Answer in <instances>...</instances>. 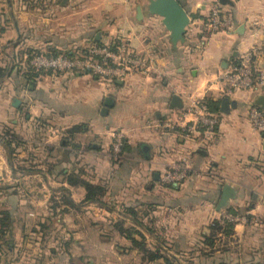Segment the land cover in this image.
<instances>
[{
    "label": "crops",
    "instance_id": "1",
    "mask_svg": "<svg viewBox=\"0 0 264 264\" xmlns=\"http://www.w3.org/2000/svg\"><path fill=\"white\" fill-rule=\"evenodd\" d=\"M179 1L189 22L173 44L148 0H0V186L29 199L1 195L11 225L0 264H264L263 138L247 119L264 89L227 94L216 81L251 46L264 70V0ZM213 8L230 17L229 29L202 27ZM119 42L150 54V65L103 79L34 71L25 57ZM174 94L183 105L208 101L219 119L210 139L160 126L181 110L170 108ZM118 131L125 142L115 160ZM184 156L188 176L163 183ZM225 184L232 195L217 209ZM21 209L31 217L16 219ZM222 211L245 220L226 231Z\"/></svg>",
    "mask_w": 264,
    "mask_h": 264
},
{
    "label": "built area",
    "instance_id": "2",
    "mask_svg": "<svg viewBox=\"0 0 264 264\" xmlns=\"http://www.w3.org/2000/svg\"><path fill=\"white\" fill-rule=\"evenodd\" d=\"M256 22H254L255 24ZM202 27L211 32L227 30L231 19L218 8H213L201 22ZM257 46H251L243 51L239 59L225 69L217 72L216 81L222 89L231 94L236 90H263L264 70L256 65ZM78 54H47L33 52L26 54L30 69L34 71L71 72L76 69L87 70L103 79L123 78L137 70H144L150 65V54L136 52L124 43L114 45L91 44L84 49H78ZM247 119L251 126L264 132V109L250 104ZM219 119L212 112L204 99H193L181 107L180 112L165 118L160 124L168 130H180L186 135L201 136L210 139L216 132ZM124 134L118 131L113 134L111 155L115 160L123 156ZM190 159L184 156L171 162L163 171L161 181L168 184H179L189 174ZM1 179V176H0ZM221 217L228 223L244 221L245 217L227 211H222Z\"/></svg>",
    "mask_w": 264,
    "mask_h": 264
},
{
    "label": "water",
    "instance_id": "3",
    "mask_svg": "<svg viewBox=\"0 0 264 264\" xmlns=\"http://www.w3.org/2000/svg\"><path fill=\"white\" fill-rule=\"evenodd\" d=\"M225 1V0H221ZM147 9L150 13L156 14L161 17V21L169 32V38L173 44L184 41V34L186 26L189 22V15L186 8L182 5L179 0H148ZM140 15L141 10L138 8ZM255 105L264 109V93L258 94L253 102ZM112 104L111 98H106L101 108V113L105 114L108 107ZM227 102L224 107L226 109ZM183 106L182 99L179 95L174 94L170 101V108H181ZM263 138V149H264V132L261 134ZM232 188L225 184L222 187L220 199L217 204V209L226 205L227 200L232 195Z\"/></svg>",
    "mask_w": 264,
    "mask_h": 264
},
{
    "label": "trees",
    "instance_id": "4",
    "mask_svg": "<svg viewBox=\"0 0 264 264\" xmlns=\"http://www.w3.org/2000/svg\"><path fill=\"white\" fill-rule=\"evenodd\" d=\"M99 44V43H97ZM206 104L208 105V101H206ZM11 140L10 138H7V144L11 145ZM123 142H125V139H123ZM13 148V146H11ZM123 147H124V143H123ZM168 184V183H167ZM169 185H172V184H169ZM12 186H5V187H1L0 186V195H12V194H16L18 193V186H14V189L10 192H8V188H11ZM87 188H88V196L91 197V196H94V197H98L97 194H101L102 192V189L100 187H97V186H93V185H87ZM10 197V196H9ZM10 219H11V214L8 210H1L0 211V240L1 238L5 237L7 235V233L10 231V225H11V222H10ZM226 226V231H228L229 229H227V226L230 225V223H226L224 224ZM5 243H7V240H4Z\"/></svg>",
    "mask_w": 264,
    "mask_h": 264
},
{
    "label": "rangeland",
    "instance_id": "5",
    "mask_svg": "<svg viewBox=\"0 0 264 264\" xmlns=\"http://www.w3.org/2000/svg\"><path fill=\"white\" fill-rule=\"evenodd\" d=\"M23 176H21V175H18V178L17 179H21ZM5 186V185H4ZM12 198L13 199H15V198H19V199H22V201H23V199L24 200H27L28 198H27V196L25 195V193L20 189L19 190V192H18V196H12ZM6 198H4V196H1L0 195V211L1 210H4V209H6V208H4V207H6V205H5V203H6ZM29 200V199H28ZM24 214H26V213H24V210L23 209H21L20 210V212H17V214H15V216H16V219L18 218V215H23V217H25V218H23V219H26L27 217H31V216H29V215H24ZM28 214V213H27ZM17 225V224H16Z\"/></svg>",
    "mask_w": 264,
    "mask_h": 264
}]
</instances>
